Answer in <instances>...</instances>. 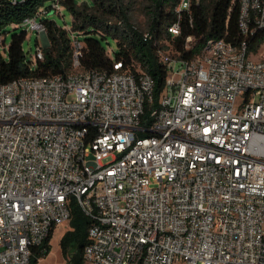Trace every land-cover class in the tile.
I'll use <instances>...</instances> for the list:
<instances>
[{"label":"built area","instance_id":"obj_1","mask_svg":"<svg viewBox=\"0 0 264 264\" xmlns=\"http://www.w3.org/2000/svg\"><path fill=\"white\" fill-rule=\"evenodd\" d=\"M236 1L238 44L159 51L158 102L145 71L82 69L71 28L73 72L0 84V264H32L73 201L91 221L84 264H264V0ZM199 2L179 0L172 35Z\"/></svg>","mask_w":264,"mask_h":264},{"label":"trees","instance_id":"obj_2","mask_svg":"<svg viewBox=\"0 0 264 264\" xmlns=\"http://www.w3.org/2000/svg\"><path fill=\"white\" fill-rule=\"evenodd\" d=\"M56 1L0 0V34L6 33L10 26H15V30L22 28L12 34L11 43L6 48L7 56L0 54V84L28 77L66 76L73 72L72 31L82 42V69L112 72L115 63H123L124 69L132 74L145 71L155 79V101L158 102L168 74L167 66L160 60L159 51L191 59L210 41L225 40L238 44L242 39L239 28L240 6L236 0H200L193 5L191 14L182 15L179 36L169 32V28L178 22L176 7L179 0H148L151 39L147 40L143 32L126 22L124 0H58L61 10H67L72 16L71 31L59 26L56 21L40 20L47 29L49 47L44 49L45 60H37L34 68L33 61H29L25 51L29 32L24 23L29 18L59 14L53 8ZM112 19L123 20L127 25L113 24ZM109 39L117 43L114 57L110 55ZM2 41L5 46L6 39ZM263 43L264 31L254 39L251 49L258 50ZM71 207V229L60 245L64 256L70 257L69 264H84V248L88 244L91 221L74 201ZM55 230L53 227L45 241L34 248L32 264H38L49 255Z\"/></svg>","mask_w":264,"mask_h":264},{"label":"rangeland","instance_id":"obj_3","mask_svg":"<svg viewBox=\"0 0 264 264\" xmlns=\"http://www.w3.org/2000/svg\"><path fill=\"white\" fill-rule=\"evenodd\" d=\"M149 1L148 0H124V9L127 11V20L129 26L133 27L136 30L143 32L144 34H149L151 20L148 16L149 10ZM130 8V9H128ZM49 19L56 21L59 26L63 28H71L72 27V16L71 14L63 9L59 10L58 13H52L49 16L42 15L38 20ZM123 20L112 19L111 23L118 24L119 26H125L127 23ZM22 28H18L15 30V26H10L7 28L6 33L2 32L0 34V41L6 39L5 46L3 45V41L0 43V54L4 57L7 56L6 48L9 47L11 43V37L14 32L21 31ZM108 43L110 44V55L112 57L115 56V52L117 51V43L113 39H109ZM37 44L42 46L44 49L49 47L48 36H42L37 31H29L28 40L25 44V51L29 58V61H36V47ZM71 229L70 221L60 225L56 228L55 233L51 242V252L49 255L44 257L42 260L38 262V264H69L70 257H65L63 251L61 249V240L64 238L65 234Z\"/></svg>","mask_w":264,"mask_h":264},{"label":"crops","instance_id":"obj_4","mask_svg":"<svg viewBox=\"0 0 264 264\" xmlns=\"http://www.w3.org/2000/svg\"><path fill=\"white\" fill-rule=\"evenodd\" d=\"M56 228H57V227H56ZM56 228H55V229H56Z\"/></svg>","mask_w":264,"mask_h":264}]
</instances>
